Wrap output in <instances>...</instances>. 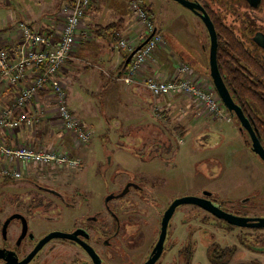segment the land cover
I'll list each match as a JSON object with an SVG mask.
<instances>
[{
    "label": "rangeland",
    "instance_id": "1",
    "mask_svg": "<svg viewBox=\"0 0 264 264\" xmlns=\"http://www.w3.org/2000/svg\"><path fill=\"white\" fill-rule=\"evenodd\" d=\"M131 1L99 0L98 8L109 18L112 5H117L118 10L113 13L115 18L122 14L127 16L136 28L129 35L134 37L143 27L132 12ZM144 1L165 43L174 49L177 58L194 68L204 86L216 90L210 75V35L202 20L175 0ZM201 1L221 11L214 1ZM5 3L0 1L3 17L9 11ZM240 9L241 13L247 10L255 15L264 26V0L255 10L245 5ZM226 16L227 22L232 24V13ZM235 24L232 26L237 34L249 48L253 47L252 32L246 35ZM85 29L91 37L88 40L78 37L74 50L78 54L72 53L76 59L62 73V81L69 102L74 105L71 109L92 132L91 140L80 143L66 133L53 96L38 98L39 94L31 110L42 118L31 126L24 125L12 131V144L56 143L78 163L34 161L24 167L20 180L6 181V177L0 176V184L9 183L0 187V203L4 199L9 202L16 194L26 203L30 200L58 202L59 209L52 215L59 220L49 222L48 226L42 227L43 208L34 207L32 215L36 219L31 220V228L38 237L51 227L70 228L74 223L82 224L81 213L98 211L103 217L107 196L113 206L125 203L123 209L127 211L122 210V213L129 215L131 222L124 227L126 238L122 236L115 241L113 238L111 264H141L159 237L165 209L179 196L203 195L207 190L211 193L209 197L230 213L264 217V161L252 151L248 132L241 128L237 117L225 104L223 115L226 117L215 119L206 112L199 114L195 102L186 96L155 97L139 79L134 84L125 83L116 74L122 68L126 52L120 48L119 41L127 35L119 34V39L113 40L111 34L102 38L96 36L93 26L82 27ZM115 53V56L119 53L118 58L112 60ZM0 101H4L2 105L7 103V95H2ZM178 126L185 129L184 136L179 134ZM134 185L142 189L136 191ZM43 187L59 191L72 207L59 204L60 198L44 192ZM125 188L129 193L120 199L118 195ZM8 202H3V207L10 213L13 207ZM190 235L196 242L192 264H212L207 249L213 242L236 246L230 264L254 260L264 264V227L230 226L226 220H220L199 206L185 204L171 219L166 250L156 264H181L179 250ZM98 246L105 254L104 247ZM61 248L66 264L74 257H86L72 243L65 241Z\"/></svg>",
    "mask_w": 264,
    "mask_h": 264
},
{
    "label": "built area",
    "instance_id": "2",
    "mask_svg": "<svg viewBox=\"0 0 264 264\" xmlns=\"http://www.w3.org/2000/svg\"><path fill=\"white\" fill-rule=\"evenodd\" d=\"M10 2L11 0H2ZM95 0H65L61 8L63 25L57 37L33 28L26 21L19 22L21 41L4 45L0 43V84L4 81L17 87L16 98L10 107L0 114V176L19 179L24 176V167L30 162L70 161V153L62 151L59 144H37L28 142L24 146H12L6 140L24 125H32L42 118L31 108L40 92L50 90L56 104L60 123L66 133L71 134L77 142L87 143L92 132L88 130L80 117L69 105L66 86L62 81V73L72 56L79 32L84 39H89L88 29L81 30L84 18ZM131 9L137 16L143 31L135 37L122 38L121 49L135 53L130 62L117 71L116 76L127 84L137 82L141 72L165 45L162 31L155 24L151 15L143 7L140 0L131 1ZM175 72L151 74L145 80V87L155 97L186 96L195 102L199 114L206 112L210 116L225 118L224 103L217 91L204 86L199 81L194 68L179 58L174 60ZM31 73V81L26 82ZM12 136V135H11Z\"/></svg>",
    "mask_w": 264,
    "mask_h": 264
},
{
    "label": "flooded vegetation",
    "instance_id": "3",
    "mask_svg": "<svg viewBox=\"0 0 264 264\" xmlns=\"http://www.w3.org/2000/svg\"><path fill=\"white\" fill-rule=\"evenodd\" d=\"M190 1L196 3L198 6L200 5L208 13L211 19L212 17H211L210 10L213 9L215 12H217L223 17L224 22L231 28L234 29L232 24L234 25L236 23L235 24V26L237 25L236 28L240 29L244 34L247 35L250 32H252V37H250V40L253 44V47H251V49L254 52L259 53V54H261L262 52L261 56L264 58V26L259 24L260 22L255 15L249 14L247 10L241 13L242 10L240 9L241 6L245 5L246 7L251 8V10H255V8L260 5L262 0H212L215 2V4L220 6L221 11L216 10L213 6H211L208 3L202 2L201 0H190ZM190 10L192 11L193 15L199 17L202 20L205 28L208 30L207 25L204 22L200 14V12H203V10L200 8H198V11L194 9H190ZM222 10L226 11L228 14L232 13L234 17L232 19L233 20L232 24L230 22H227L226 15L228 14L224 15ZM238 22L240 25L238 24ZM259 34H262V36L260 37V40L256 38L257 36L259 37ZM20 179H22V177L19 178V180ZM14 180H18V179H14ZM7 185H9V183L7 184V183L2 182L0 184V187L4 188ZM134 187L137 188L136 191H139V188H141L135 185ZM42 190L48 194H52L60 198L59 204H62L66 207H72L70 203H68L64 199L63 194H61L59 191L53 188H50V187H43ZM123 191L121 192V194H119L120 196L118 195L120 199H124L125 197L124 195L129 193V189L125 188V190L123 189ZM210 195L211 193L209 191L204 190L203 195H199V196L208 198L215 205L223 209V207L220 205L219 202L209 197ZM3 202H8V200L4 199L2 203H0V264H66L64 262L63 251L61 248V246L64 245L65 241L77 246V248H79L86 255L85 258H78V256L74 257L67 264H88V262H90L91 264H111L113 238L115 241V240H118L119 237L120 239L122 236L125 237L124 227L128 225L129 222H131L129 221L130 216L126 214L124 215L122 213L124 210L127 211L126 208L123 209V205H125V203H122L123 205L118 204V205L113 206L111 203L112 200L110 199V196H107L103 203L104 204L103 217H102V214H100V212L98 213V211L94 213H89V214L81 213L80 219L83 222L82 224L74 223L73 226L70 228H64V227H59V226H55V228L51 227L45 234L38 237L33 232L34 228H31V220L33 218L36 219V217H33L32 215L34 214L33 213L34 207L43 208L42 213H41L42 227L45 225L48 226L49 222L59 220L57 216L55 217L52 215V212L59 209V206L57 205L58 202L50 201V200L49 201L48 200H38V201L30 200V203H26L23 198H19V195L16 194L8 202L9 206L13 207L12 208L13 210L10 213L5 211L3 207ZM89 203L91 206H93L91 202ZM171 203L169 204L167 209L170 207ZM182 205L184 204L179 205L176 208L175 212ZM185 205H194V204H185ZM167 209H165L164 214L167 211ZM164 214L161 219V228L159 232V237L156 240V242L153 244L152 249L149 251L147 257L142 261L141 264H146L147 261L152 256V254L154 253L155 247L161 235L162 220H163ZM171 219L168 224L167 236H166V240L164 243V249H163L162 255L164 254L166 250V241L170 234ZM219 219L222 221L224 220L221 218ZM227 224L230 226H236L228 222ZM55 231L69 232V233L75 234V236L70 237V238L52 237L51 239L45 242L42 248L39 249V251H37V253L33 256V258L30 261L23 263V261L33 252V250L38 245V243L43 238L48 236L50 233L55 232ZM192 243L194 244V247L196 250V242L194 241L193 237L190 235L188 237V240L186 241V244L179 250V259L181 261V264H187V260L184 258V255L181 253V251L183 249L185 250V248L189 244H192ZM50 244L52 246L49 249H47V246H49ZM98 244L104 247L105 254H103L101 249H99ZM212 244H217L221 248H229V247L233 248L234 254H235L236 246H221L218 242H213L209 245L207 249L208 259H209V262L212 264L214 263L209 258V248ZM86 246H89L91 250H89V248H87ZM195 250H194V253H195ZM162 255L160 256V258L162 257ZM193 258H194V254L192 257V261H193ZM232 259L233 257L231 258V261ZM158 260L154 264H156ZM192 261L190 262V264H192Z\"/></svg>",
    "mask_w": 264,
    "mask_h": 264
},
{
    "label": "trees",
    "instance_id": "4",
    "mask_svg": "<svg viewBox=\"0 0 264 264\" xmlns=\"http://www.w3.org/2000/svg\"><path fill=\"white\" fill-rule=\"evenodd\" d=\"M140 1L147 12L153 16L145 1ZM210 13L218 34V65L221 74L233 99L241 106L244 114L257 129L258 136L264 146V58L249 48L245 40L224 22L220 14L213 9L210 10ZM120 27L121 25L117 22L104 26L98 25L94 27V33L100 37L109 32L113 40H118ZM129 54L124 52L122 68ZM176 129L181 136H184V128L178 126ZM7 180L9 178H6ZM194 250L195 247L192 243L181 251L187 264L192 261ZM233 254L234 249L230 247L221 248L217 244H212L209 248V258L214 264H229ZM257 263L259 262L254 260L241 264Z\"/></svg>",
    "mask_w": 264,
    "mask_h": 264
},
{
    "label": "crops",
    "instance_id": "5",
    "mask_svg": "<svg viewBox=\"0 0 264 264\" xmlns=\"http://www.w3.org/2000/svg\"><path fill=\"white\" fill-rule=\"evenodd\" d=\"M96 1H97V4L96 3L93 4V6L87 12L84 18L82 27L87 28V25L88 27H92V26L96 27L98 25L104 26L110 23L119 22V24L121 25L120 35H127L126 37H129L130 33H132V31L136 29L133 25L134 23L132 24L129 18H126L127 16L123 14L115 18L113 13L115 9L118 10L117 5L116 7L112 5L113 10H111L112 13L109 16L110 19L107 17H104V10L102 13L100 12L102 10H99L98 8L99 0H96ZM5 4L9 6V11L7 12L5 17H3V15L0 14V43L7 45L11 43L13 44L18 43L21 41V33L19 29L20 21H26L29 24H31L33 28H36L48 34H54L56 37L57 35H59L62 25H63V21H62L63 18L61 19V11H60L62 0H11L10 2H7ZM96 19L104 23L98 22L96 21ZM108 34L110 33L108 32L104 36H100V38L105 37V36L107 37ZM79 36H81V32H79L78 37ZM171 48L168 46L167 43H165V45L162 46L160 50L158 51L156 59L154 61H151L149 64H147V66L141 72V75L138 77V79L141 80L142 82H145L146 78L151 74L163 73L164 75H169V74L174 73L175 72L174 60L175 58L178 57V55H176L173 51L174 49L173 48L171 49ZM76 53L78 54V52H75V51L73 52V54H76ZM118 54L119 53H117V56ZM115 55L116 53L111 58L112 60L115 57H117ZM74 59H76V56L72 55L68 63L66 64L65 68L63 69V72L69 67V65L72 64ZM78 59L80 58L78 57ZM31 79H32L31 73H29L26 82L31 81ZM5 88H8V89H5ZM17 91H18V88L9 85L7 81H4L0 84V99L2 95H7L8 97L7 103H4L2 105L4 101L3 102L0 101V105H2V108L0 109L3 110L4 108L10 107L12 105V103L14 102L16 98ZM114 94L116 95L117 93L114 92ZM49 95H51L50 90L44 89L40 92V95L38 98L47 97ZM12 99L13 101L10 103L9 101H11ZM69 105L71 106L72 109H74L73 103L71 104L69 102ZM2 110H0V113L2 112ZM12 138L13 137L11 135L10 136L6 135L7 142L10 145L14 146L12 144V142L14 141Z\"/></svg>",
    "mask_w": 264,
    "mask_h": 264
},
{
    "label": "water",
    "instance_id": "6",
    "mask_svg": "<svg viewBox=\"0 0 264 264\" xmlns=\"http://www.w3.org/2000/svg\"><path fill=\"white\" fill-rule=\"evenodd\" d=\"M182 5L194 9L198 11V8L202 9L203 12H200L204 22L207 25L209 35H210V51H209V65H210V75L213 80V83L215 85V88L222 99L223 103L227 107V109L232 113V115L236 116L241 124V128L243 130H246L250 136L251 140V148L254 153H256L263 161H264V146L258 136L257 129L252 125L249 118L244 114L241 106L235 102V100L232 97L231 92L229 91L224 78L221 74L219 65H218V34L216 27L214 25V22L208 15V13L199 5L196 3L190 1V0H177ZM262 34H259V37L256 38L260 40V37ZM145 44L143 42L140 44L134 51H132L128 58L125 61V65H127L130 60L133 58L135 53L141 49V47ZM208 194V193H207ZM181 204H194L198 205L210 212H212L217 217L226 220L228 223L233 225H238L242 227H264V217H255V216H242L230 213L219 206L215 205L211 200H209L206 197L199 196V195H185L181 197H177L173 200L170 207L167 209V211L164 214L163 220H162V230L161 235L159 238V241L155 247L154 253L150 257V259L147 261L146 264H154L162 255L163 249H164V243L167 236V230H168V224L173 216L176 208ZM75 234L69 233V232H63V231H55L50 233L48 236L43 238L38 245L35 247L33 252L23 261V263H26L30 261L33 256L39 251V249L42 248V246L45 244L46 241L51 239L52 237H74ZM91 250L89 246H86Z\"/></svg>",
    "mask_w": 264,
    "mask_h": 264
}]
</instances>
